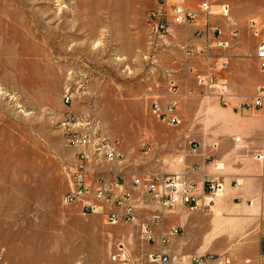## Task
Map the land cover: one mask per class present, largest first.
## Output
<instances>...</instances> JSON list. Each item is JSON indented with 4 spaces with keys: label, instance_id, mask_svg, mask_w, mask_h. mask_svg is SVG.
Here are the masks:
<instances>
[{
    "label": "rangeland",
    "instance_id": "374dc122",
    "mask_svg": "<svg viewBox=\"0 0 264 264\" xmlns=\"http://www.w3.org/2000/svg\"><path fill=\"white\" fill-rule=\"evenodd\" d=\"M221 1L230 6L231 19L216 15L210 21L229 41L213 54L215 62L228 63L219 73L226 84H193L196 102L178 108L188 112L187 119L170 126L152 110L153 79L141 55L157 0H0V264H115L123 258L150 264L149 254L162 250V242L143 237L142 225L152 220L114 225L103 215L85 214L79 201L64 202L73 187L75 153L65 147L59 123L71 112L87 115L122 143L128 157L136 156L139 173L154 155L153 160L171 150L151 144L147 132L170 129H186L188 143L199 147L197 156L206 165L234 157L235 167L255 163L264 173L257 159L264 146L223 151L220 145L227 128L240 131L232 137L235 145L259 142L262 130L264 145V108L253 104L264 90V69L256 57L264 42V0ZM67 92L74 97L71 106L63 102ZM227 181L235 187L244 179ZM248 201L235 199L225 215L215 205L208 214L191 213L198 236L213 231L216 239L190 254L243 264L240 247L264 223V198Z\"/></svg>",
    "mask_w": 264,
    "mask_h": 264
},
{
    "label": "crops",
    "instance_id": "0c3cea01",
    "mask_svg": "<svg viewBox=\"0 0 264 264\" xmlns=\"http://www.w3.org/2000/svg\"><path fill=\"white\" fill-rule=\"evenodd\" d=\"M169 21L171 22V28L166 38L162 41L157 39L151 40L149 37V41L147 39V46L141 52V55L144 63L149 67L148 69L153 79V82H149L151 90L149 96L153 100L159 99L163 106L167 103L176 104L178 111L180 104L187 105L196 102L197 97L192 94V91H194L192 85L206 88L207 86L200 82V77L209 74L212 66L218 63L215 62L218 58L216 60L213 58V54L219 48L217 44L218 36L213 29V26L217 25L215 22L208 21L203 16L193 24L184 27L173 24L172 17H169ZM153 59H157V62L154 63ZM169 72L172 74L176 86L175 93L167 87L166 73ZM158 82L160 85L155 86V83ZM225 114L228 115L229 111L226 110ZM178 115L182 122V117L183 119H187L188 112L180 111ZM259 131L257 134L260 139L259 142L252 144L249 143V140H246L241 145H235L232 142V137L240 134V131L227 128L224 135L227 138L223 139L220 145H222L223 151H226L229 147L232 150L239 151H247L245 148L257 150L264 146L261 140L262 130ZM157 132L163 131H148L146 134L147 140L151 144L167 147L171 150L169 153L159 155L155 160H153V157L156 156L154 155L148 160L146 171L141 173L138 172L139 169L136 166V156L132 155L128 157V150L124 148L122 143L120 144L124 161L119 168L121 175L119 179L120 187H116L114 190L117 193L121 189L131 192L136 222L140 221L144 224L156 216L161 217L162 222L153 227V232L158 242H162L164 239L170 240L167 245H163L162 243V250L169 254L172 259L187 256L188 253L189 255H194L190 254L192 252L191 248L208 247L210 243L207 242L211 238L213 240L216 239L215 232L212 231L210 235L203 237L198 236L196 233L198 229V224L196 223L197 217L194 214L189 213L183 206L169 209L156 204L147 192L134 187L133 179L144 173L160 175L187 174L197 184V193H201L204 189L207 177L224 179L226 189L217 198L215 209L222 215H225L229 211L228 209L232 208L235 199L250 201L252 198L255 200L264 198V173L260 171V167L255 163L250 168L235 167L234 162L236 159L234 157L229 161L231 157L222 156L215 164L206 165L202 162L201 157L197 156L198 153H192V147L195 144L193 145V140L188 143L189 135L186 129L179 132H173L171 129L167 133ZM242 134L249 137V131L243 130ZM188 144L190 145V149L188 148ZM180 148L183 150H180ZM128 160L134 161L130 162V168H126ZM156 160L157 163H155ZM193 167H196V169L192 170ZM238 176H240V179H244V182H238V187H233L227 179H236ZM97 190L98 184L96 179H89L88 193L78 200L82 208L88 202L101 203L96 196ZM105 209L106 211L117 213L121 217L124 215V209L117 206H110ZM99 215H103L107 219L105 214ZM217 222L215 220V224L212 227L214 230L218 227ZM121 223L126 222L122 219L118 224ZM173 228L179 229V233L174 236L171 235ZM239 254L243 259V264H264V223L247 236V241L240 247Z\"/></svg>",
    "mask_w": 264,
    "mask_h": 264
},
{
    "label": "built area",
    "instance_id": "2783aa9c",
    "mask_svg": "<svg viewBox=\"0 0 264 264\" xmlns=\"http://www.w3.org/2000/svg\"><path fill=\"white\" fill-rule=\"evenodd\" d=\"M191 4L198 5V9L191 7ZM230 6L221 0H157L153 9L148 15V32L151 40H164L171 28L169 17H172V23L176 25L188 26L196 22L201 16H205L208 21L216 15H221L227 20L231 19ZM217 34L218 46L227 48L229 41L223 39L224 31L219 26H213ZM233 35H237L233 31ZM256 57L260 66L264 69V42H261L256 51ZM156 63L157 60L153 59ZM227 61L221 64L216 63L212 66L211 72L200 77L203 85L226 84V81H220L219 73L227 67ZM167 87L173 93L176 92L172 74L166 73ZM160 83H155L159 86ZM223 90V96L228 95L226 88ZM74 97L63 96V102L67 106L73 104ZM226 105V103H224ZM255 108H264V90H258L254 98ZM152 110L159 119L170 125L178 126L181 120L178 115L177 105L167 103L162 105L159 99H155L152 104ZM90 118L81 113L71 112L65 119L60 121L59 129L62 131L65 147L70 148L75 153L73 161V180L72 190L64 197L66 204H73L84 197L89 191V179H96L98 184L97 198L101 201L97 203H86L83 212L88 215L105 214L110 224H118L123 219L126 223L136 222L135 208L132 202L130 191L120 190L118 193L114 190L120 187V172L124 156L120 148V142L112 140L104 130ZM148 147L144 143L143 148ZM199 147H192V153H197ZM257 159L263 163L264 151L257 154ZM193 167L192 170H195ZM135 188L143 189L151 199L162 207L173 209L177 206H183L189 213L208 214L215 205L217 198L225 192V182L221 180H205L204 189L201 193L196 192L197 184L189 178L187 174L160 175L144 173L133 179ZM238 187V182L235 183ZM117 206L124 209V215L121 217L117 213L106 211V207ZM160 216L152 219L148 225H142L144 239L148 243L157 241L153 227L159 225ZM179 233L178 228H173L171 235ZM169 239L162 241L163 245L169 243ZM150 264H232L225 257L215 255H190L181 256L172 259L169 254L163 250L152 251L149 256ZM115 264H128L126 258L118 260Z\"/></svg>",
    "mask_w": 264,
    "mask_h": 264
},
{
    "label": "bare ground",
    "instance_id": "6f19581e",
    "mask_svg": "<svg viewBox=\"0 0 264 264\" xmlns=\"http://www.w3.org/2000/svg\"><path fill=\"white\" fill-rule=\"evenodd\" d=\"M66 97H73L72 93L67 92Z\"/></svg>",
    "mask_w": 264,
    "mask_h": 264
}]
</instances>
